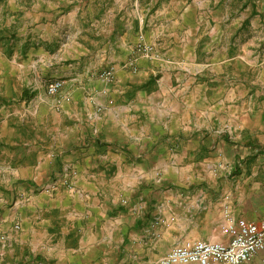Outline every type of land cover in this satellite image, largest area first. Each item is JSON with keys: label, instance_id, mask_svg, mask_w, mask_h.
<instances>
[{"label": "crops", "instance_id": "crops-1", "mask_svg": "<svg viewBox=\"0 0 264 264\" xmlns=\"http://www.w3.org/2000/svg\"><path fill=\"white\" fill-rule=\"evenodd\" d=\"M127 1L0 0V45L12 65L7 95L10 81L21 95L37 94L14 62L60 63L67 47L77 64L118 68L110 85L90 68H71L51 99L50 143L39 146L35 163L7 170L0 264H156L176 241L215 240L207 228L227 216L264 220V66L256 79L237 78L236 60L203 45L207 27L190 4L173 0L176 19L164 29L142 0ZM139 42L163 58L137 56L133 73L124 64ZM44 47L59 54L47 58ZM222 160L228 170L211 168ZM178 200L187 220H156L159 206ZM177 224L186 229L175 241L169 231ZM247 264H264V251Z\"/></svg>", "mask_w": 264, "mask_h": 264}, {"label": "rangeland", "instance_id": "rangeland-1", "mask_svg": "<svg viewBox=\"0 0 264 264\" xmlns=\"http://www.w3.org/2000/svg\"><path fill=\"white\" fill-rule=\"evenodd\" d=\"M172 1L173 0H142L141 4L142 8L146 10L152 9L156 23H159L161 28L166 29L172 28L173 21L176 19V17L171 16L172 13L171 10H169V8L173 7V5H171ZM127 3L134 4L131 0H128ZM180 3L182 9L186 4H190L196 8V11L192 13V17L197 15L199 18H203L202 27H204V29L207 27L202 41L205 48L214 46L216 53L218 55L220 54L221 57L236 60V63L233 61L230 70L231 72L237 73V78L251 75L253 79H256L264 66V0H180ZM165 8H168L167 15L158 13L160 10L164 12ZM133 18L134 17H130L132 24ZM138 18H140V16ZM141 18L144 17L141 16ZM200 34H202V32H200ZM144 43L153 44L148 42ZM52 48L53 47L43 48V51L47 53V58L59 54L58 49H55L58 51L55 53ZM133 49L134 47L132 48L131 54ZM0 52V136L3 137V135H8V137H10L9 140H11L10 143L5 144L4 142L1 143V140L5 139L0 138L1 186V182H4L8 176L6 172L10 167L15 170L19 168L21 164L35 163V155L39 151V146L48 145L52 139L53 134L49 122L53 119L54 107L52 106L53 108H51V99L56 96L48 94V84L50 82L60 81L66 87L68 83L65 81L70 76L71 68L73 72L78 74L81 73V70L85 71L86 68H90L92 76L97 78L95 74L106 68V66L100 68V66L95 67L85 63L77 64L73 59H67L70 57V53L73 52L68 47L61 50L60 54L65 58H63L60 63L53 62V64H48L46 61L45 64H43L41 63L42 61L37 58L34 61L38 64L31 63L33 62L31 60L28 64L21 67L20 64H23L25 61L19 59L17 64L14 62V66L19 68L17 73L19 75L22 73V79L27 77L29 82H35V85L38 87L37 94L30 88V92H28L25 98L22 96L23 93L21 95L19 91L14 90L15 88L17 90L21 88L20 83H17L18 81L14 82V84L10 81V87L11 89L13 88V95H7L10 90L9 87H6V75L9 73L12 65L7 61L10 60L9 56L1 45ZM209 52L210 51L204 54L208 55ZM159 53L162 55L163 52ZM161 58H163V55ZM71 64L74 67H71ZM34 67H36V72L35 69L33 70ZM52 74H58V77L52 76ZM11 76H13V74L10 73V77ZM20 81L21 79H19V82ZM32 84L34 85V83ZM56 113L61 114L60 110H56ZM61 118H63V116ZM64 120L66 119L64 118ZM4 128H7V130ZM2 130L4 132L7 131V133L1 135ZM11 155L13 156V160L11 162L9 160L5 161V158H10ZM227 160L229 162L231 161L230 158H227ZM233 160L234 159H232V161ZM214 163L216 166L212 163L213 165L211 168L221 170L229 169V164L223 160L220 162L215 161ZM206 179L207 181H205L204 186L208 187L212 184L211 180L213 178L207 177ZM217 179L218 184H220L221 177ZM190 180H192V178H190ZM175 196H177L176 191ZM201 211L207 213L209 209L206 208ZM213 211L214 210H210V220H214ZM157 212L156 220H171L170 222L172 223L175 222V220H187L186 216H182L187 213V206L183 204L182 200L173 203V208H165L161 205ZM175 223H177V221ZM163 225L164 224L158 226L159 230L167 229L166 226ZM185 229L186 228L177 224L169 232L172 233V238L176 241ZM207 231L209 232V235H207L208 237L215 240H222L216 236H218V234H227V220L221 227H209ZM184 240L174 242L173 247L182 244Z\"/></svg>", "mask_w": 264, "mask_h": 264}, {"label": "built area", "instance_id": "built-area-1", "mask_svg": "<svg viewBox=\"0 0 264 264\" xmlns=\"http://www.w3.org/2000/svg\"><path fill=\"white\" fill-rule=\"evenodd\" d=\"M137 56L148 60H159L160 53L155 45L139 42L124 64V68L135 73L139 67ZM117 67L109 65L95 76L110 85L116 79ZM61 89V82H50L48 94L56 96ZM227 240H188L172 247L159 258L157 264H247L259 252L264 251V220L251 221L245 218L232 220L228 216ZM19 228V225H17Z\"/></svg>", "mask_w": 264, "mask_h": 264}, {"label": "trees", "instance_id": "trees-1", "mask_svg": "<svg viewBox=\"0 0 264 264\" xmlns=\"http://www.w3.org/2000/svg\"><path fill=\"white\" fill-rule=\"evenodd\" d=\"M26 95H28V90L25 89V90L23 91V95H22V96L25 97ZM25 98H26V97H25Z\"/></svg>", "mask_w": 264, "mask_h": 264}]
</instances>
